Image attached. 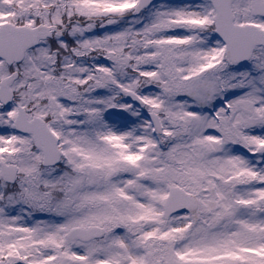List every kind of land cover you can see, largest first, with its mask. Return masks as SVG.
Masks as SVG:
<instances>
[{"label": "snow or ice", "instance_id": "1", "mask_svg": "<svg viewBox=\"0 0 264 264\" xmlns=\"http://www.w3.org/2000/svg\"><path fill=\"white\" fill-rule=\"evenodd\" d=\"M0 264H264V0H0Z\"/></svg>", "mask_w": 264, "mask_h": 264}]
</instances>
